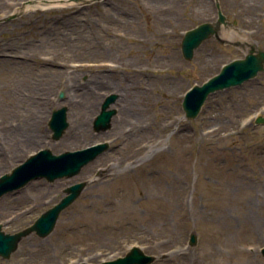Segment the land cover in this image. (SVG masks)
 Returning <instances> with one entry per match:
<instances>
[{"label": "rangeland", "instance_id": "obj_1", "mask_svg": "<svg viewBox=\"0 0 264 264\" xmlns=\"http://www.w3.org/2000/svg\"><path fill=\"white\" fill-rule=\"evenodd\" d=\"M27 1L47 0H0V176L41 149L109 146L73 177L35 179L0 198L2 230L13 234L86 182L49 235L29 234L0 264H98L132 246L156 256L152 264H264V124L255 123L264 72L210 95L195 119L181 107L191 86L250 45L264 50V0H217L228 23L219 36L236 46L211 37L191 60L184 32L216 21L215 0ZM111 93L116 114L96 132ZM131 104L147 110L132 119L170 123L153 143L160 153L126 159L135 145L121 111ZM62 106L68 127L54 140L48 121Z\"/></svg>", "mask_w": 264, "mask_h": 264}, {"label": "water", "instance_id": "obj_2", "mask_svg": "<svg viewBox=\"0 0 264 264\" xmlns=\"http://www.w3.org/2000/svg\"><path fill=\"white\" fill-rule=\"evenodd\" d=\"M215 4L217 20L214 23L204 22L184 34L181 41V53L184 59L191 60L194 50L210 37H215L220 43H226L219 37L218 33L221 25H227L226 17L222 14L217 0H215ZM263 71L264 51L251 45L243 58L225 64L219 73L210 77L201 85H194L186 92L181 104L185 114L184 117L187 120L196 118L204 102L211 94L240 86ZM63 96L62 92L58 95L59 99H63ZM116 98V94H110L102 103L100 113L93 123L96 132L110 128V121L116 111L109 107L115 102ZM66 113V107L58 108L52 112L48 121V127L52 131V139L54 140H58L68 127ZM255 123L263 124L264 118L258 117ZM107 147L108 143H101L82 150L63 152L59 155H54L50 150L43 149L13 168L10 173L0 176V197L20 189L30 181L38 178H45L47 181L52 182L64 177H73L79 173L83 166L94 160ZM85 186L86 182L68 186L64 190L66 195L58 203L42 213L31 226L21 231L14 234L5 233L0 225V257L8 259L10 254L17 249L18 243L33 232L40 238L49 235L54 229L60 213L76 200ZM189 245H196V235L194 233L190 235ZM261 253L264 256V248H262ZM154 261V256L146 255L139 248L133 247L125 256L99 264H151ZM81 264L89 263L83 262Z\"/></svg>", "mask_w": 264, "mask_h": 264}, {"label": "bare ground", "instance_id": "obj_3", "mask_svg": "<svg viewBox=\"0 0 264 264\" xmlns=\"http://www.w3.org/2000/svg\"><path fill=\"white\" fill-rule=\"evenodd\" d=\"M46 6H49V5H46ZM222 35H224V33ZM230 37L236 38L233 35ZM126 98H127V95H126ZM129 101H131V98ZM124 106L121 112L123 113V116L126 119H128V124L127 126L123 128V133L129 134L128 137L131 136V138L128 139L129 146L133 144L135 145V147L132 146L131 151H129L128 154L126 155V159L137 157L143 151L149 152L151 155L160 153L162 149L156 148V144L153 145V143H155L159 134L165 131L166 128L170 125V123L168 121H160L159 123L151 125L150 122L148 124L145 121H139L138 119H132L134 117L132 116V112L133 113L135 112L136 114L141 115V114H144L147 110H143V108L141 109L140 107L133 108L132 104L129 107H126V106L124 107ZM113 122H117L116 119H114ZM143 123L145 125H143ZM82 132L86 133V130H83ZM137 136L139 137L144 136V140L142 143H139V142L135 143ZM134 138L136 139L132 140Z\"/></svg>", "mask_w": 264, "mask_h": 264}]
</instances>
